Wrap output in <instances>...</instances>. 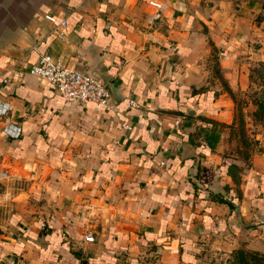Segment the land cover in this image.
<instances>
[{"label": "crops", "instance_id": "crops-1", "mask_svg": "<svg viewBox=\"0 0 264 264\" xmlns=\"http://www.w3.org/2000/svg\"><path fill=\"white\" fill-rule=\"evenodd\" d=\"M155 1L149 21L148 0H0V179L35 183L39 160L54 176L42 193L0 192V264L264 252V149L223 154L213 124L264 59V0ZM47 13L65 19L62 37ZM41 52L107 83L110 106L63 100L27 73Z\"/></svg>", "mask_w": 264, "mask_h": 264}, {"label": "rangeland", "instance_id": "rangeland-1", "mask_svg": "<svg viewBox=\"0 0 264 264\" xmlns=\"http://www.w3.org/2000/svg\"><path fill=\"white\" fill-rule=\"evenodd\" d=\"M216 53L215 48L211 49L209 57V64L215 75L218 73ZM248 77L249 83L245 88H237L234 91L226 88L231 99L228 106L231 117L216 123L212 121L220 131L218 145L221 152L241 158H248L255 151L264 149V59L251 60ZM37 153L39 159H45L48 155L45 151H38ZM38 162L35 183L31 184L25 177H16L15 180L4 181L0 179V192L4 189L10 191L30 190L31 194H34L38 191L42 193L43 188H49L47 186H51V184L47 182L53 180L54 176L46 167L41 165L40 160ZM257 252L261 253L260 251ZM232 254L233 251L225 259V255L221 259L217 258L219 261L214 264H229Z\"/></svg>", "mask_w": 264, "mask_h": 264}, {"label": "built area", "instance_id": "built-area-1", "mask_svg": "<svg viewBox=\"0 0 264 264\" xmlns=\"http://www.w3.org/2000/svg\"><path fill=\"white\" fill-rule=\"evenodd\" d=\"M148 3L153 7L149 21L159 18L161 4L155 0H148ZM44 17L58 26L55 34L62 37L65 19L56 20L48 13L44 14ZM26 72L42 79L48 88L63 100L77 101L81 104L90 101L102 106H110L111 90L107 83L91 73L68 66L48 53H39L35 60L28 64ZM7 109L8 106L0 103V115ZM1 132L6 137H17L21 128L13 122H7L1 127ZM84 239L91 240L92 236L85 234Z\"/></svg>", "mask_w": 264, "mask_h": 264}, {"label": "trees", "instance_id": "trees-1", "mask_svg": "<svg viewBox=\"0 0 264 264\" xmlns=\"http://www.w3.org/2000/svg\"><path fill=\"white\" fill-rule=\"evenodd\" d=\"M209 146L212 147V144L209 143ZM229 159H232V157H229ZM229 206H231L230 203ZM229 264H264V252L259 253L257 251H246L237 248L233 251Z\"/></svg>", "mask_w": 264, "mask_h": 264}, {"label": "water", "instance_id": "water-1", "mask_svg": "<svg viewBox=\"0 0 264 264\" xmlns=\"http://www.w3.org/2000/svg\"><path fill=\"white\" fill-rule=\"evenodd\" d=\"M187 113H193V110L192 109H189V110H187Z\"/></svg>", "mask_w": 264, "mask_h": 264}]
</instances>
